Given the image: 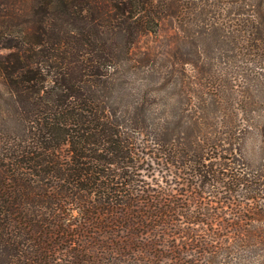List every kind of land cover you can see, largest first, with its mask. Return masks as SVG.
Returning <instances> with one entry per match:
<instances>
[{
  "label": "rangeland",
  "instance_id": "1",
  "mask_svg": "<svg viewBox=\"0 0 264 264\" xmlns=\"http://www.w3.org/2000/svg\"><path fill=\"white\" fill-rule=\"evenodd\" d=\"M209 5L0 0V264H264V118L200 154L130 112Z\"/></svg>",
  "mask_w": 264,
  "mask_h": 264
},
{
  "label": "trees",
  "instance_id": "2",
  "mask_svg": "<svg viewBox=\"0 0 264 264\" xmlns=\"http://www.w3.org/2000/svg\"><path fill=\"white\" fill-rule=\"evenodd\" d=\"M262 7L264 0H210L215 28L161 61L154 97L130 110L157 142L178 139L204 154L221 143L243 145L260 131L264 57L251 21Z\"/></svg>",
  "mask_w": 264,
  "mask_h": 264
}]
</instances>
